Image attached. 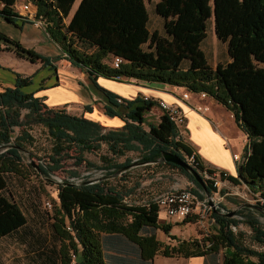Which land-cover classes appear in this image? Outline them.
Masks as SVG:
<instances>
[{"label":"trees","instance_id":"1","mask_svg":"<svg viewBox=\"0 0 264 264\" xmlns=\"http://www.w3.org/2000/svg\"><path fill=\"white\" fill-rule=\"evenodd\" d=\"M148 1L80 0L65 24L74 0H25L36 8L34 21L43 24L64 59L83 71L93 87L97 77L179 87L190 94L203 93L229 112L246 142L241 162L235 166V176L217 170L219 179L244 186L260 199L257 207L264 210V0H158L153 14L162 22L161 34L147 29ZM17 2L0 0V18L10 24H15L17 18L27 23L29 20L15 10ZM209 18L215 39L225 45L228 58L227 63L214 68L207 64L200 50ZM0 43L31 63L55 68L53 63L63 59L43 57L2 34ZM114 58L120 59L117 66L111 64ZM31 84V78L16 75L14 87L0 92V150L4 149L0 152V240L26 225L21 208L5 196V192L10 197L12 193L4 174L21 175L24 165L18 148L26 150V145H32L29 131L34 126L45 129L51 142L44 164L47 170L34 169L45 179L50 178L48 172L58 174L71 159L75 166L82 164L86 169L95 168L108 175L132 162L127 157L129 153L138 155L137 162H146L165 151L191 158L208 194L215 191L203 174L212 175L216 170L203 166L183 140H175L174 128L166 116L161 113L154 125L146 122L145 116L156 107V101L140 95L122 100L101 91L106 100L103 115L120 117L123 122L119 128L107 129L70 115L64 108L47 107L42 98L24 92ZM82 112L90 113L91 106H83ZM15 129L20 134L13 141L10 133ZM102 148L105 152L98 156L99 165L84 158L85 153H97ZM119 158L123 161L117 162ZM153 166H166L192 182L175 165ZM68 176V181L79 186H56L51 227L59 248L47 256L49 264H120L122 258L117 255L121 253L106 255L103 248L108 244L116 250L125 249L122 240L136 246L140 261H151L161 247L164 257H202L206 264H264V251L245 246L243 234L237 228L243 224L250 231V241L264 245V224L258 211L237 210L236 215L246 218L241 221L211 213L208 234L178 240L168 234L169 225L157 223L159 211L154 203L124 202L130 191L122 193L109 184L117 177L88 184L90 178L77 181L80 173L70 171ZM125 177L122 174L118 179ZM190 191L199 198L195 190ZM66 223L72 235L65 230ZM157 229L176 245L160 246L154 236ZM100 234L113 237L102 239ZM128 255H135L132 259L137 260L136 254Z\"/></svg>","mask_w":264,"mask_h":264},{"label":"crops","instance_id":"2","mask_svg":"<svg viewBox=\"0 0 264 264\" xmlns=\"http://www.w3.org/2000/svg\"><path fill=\"white\" fill-rule=\"evenodd\" d=\"M79 1L74 0L72 3L67 18L64 20L65 24L69 21ZM157 1L150 0L145 3L148 21V13L153 12V7ZM24 3L25 0H18L16 6ZM18 11L19 9L16 10L17 13ZM18 15L21 16L20 13ZM154 21L156 24H160V27L162 26L160 18L156 15H154ZM156 32L161 34L157 30ZM0 34L17 41L24 48L33 50L43 57L63 58L54 62L55 68H52L43 65L41 62L31 63L21 59L13 51L5 49L6 47L0 43V48L2 49L0 52V92L14 87L16 75L22 78H31L32 84L25 88L24 92L34 93V97L42 98L43 103L49 108H64L70 115L83 117L107 129L119 128L123 122L120 117L110 118L103 115L102 108L106 105V100L101 91L112 94L122 100H131L140 95L143 98L154 101H163L166 104L176 106L182 113L186 133L184 142L193 150V153L203 166L221 170L230 176H235V166L236 163L241 162V158L234 162L232 155L241 157L242 151L239 153L238 150L243 148L246 140L233 123L229 112L209 97L201 98L198 94H190L179 87L144 84L130 80L119 82L102 77L95 79V87H93L83 71L72 67L64 59L62 50L49 38L43 24L41 25L32 20L23 23L21 18H17L15 24H10L0 18ZM227 62L228 58L225 63ZM207 64L211 68L217 65H210L208 62ZM183 93H187L186 101L180 100V96ZM83 106H91V112L83 113ZM159 115L160 112L154 108L146 114L145 120L150 123L147 117L152 116L157 123ZM221 115L228 117L230 125L225 124L226 122L223 121ZM164 217L161 212H158L157 223L159 225H169L168 234L170 236H175L178 240H187L189 238V236L174 235L172 233L175 227L187 226L186 223L176 222ZM158 234H160L159 237ZM154 236L161 246L173 247L176 245L174 240H169L158 229L154 231ZM100 237L108 239L112 238L113 235L100 234ZM122 246L125 249L116 250L111 245L106 244L103 252L106 255L121 253L117 255L122 258L120 264H206L202 257H164L158 251L151 261H140L137 258L138 251L136 246L125 242V240L124 242L122 240ZM130 253L136 254L137 260L132 259V256L135 255H128ZM125 254H127L126 260H124Z\"/></svg>","mask_w":264,"mask_h":264},{"label":"rangeland","instance_id":"3","mask_svg":"<svg viewBox=\"0 0 264 264\" xmlns=\"http://www.w3.org/2000/svg\"><path fill=\"white\" fill-rule=\"evenodd\" d=\"M148 14V31L153 32V30H157L161 32L160 24H156L154 21L153 12H149ZM200 48L210 65L225 64L227 59L225 45L215 39L212 18L206 21L205 38ZM110 61L111 58L107 60V62ZM24 114L25 112H22V115ZM221 118L226 122L225 124L230 125L226 115H221ZM147 119L150 123H156V120L152 116L147 117ZM29 133L33 138V143L25 147L27 153L23 154L22 164L24 166L21 169V175L4 174L8 189L12 193L10 197L5 192V196L21 208L26 218V225L11 236L0 240V264H49L47 256L59 248V242L53 236L51 227L54 223L53 216L56 208L53 201L56 195V186L40 177L34 168L26 163L28 160L33 162V164L47 163L51 142L46 130L40 126L32 127ZM19 134L20 130L15 129L10 133V138L14 141ZM242 149L238 150V152L240 153ZM104 152L105 150L102 148L97 153H85L84 158L94 165H99L98 156L104 154ZM127 157L130 161H136L138 155L129 153ZM116 161L122 162L123 158H119ZM73 162V159L67 160L63 169L58 173V177H54L53 179H66L69 177L68 172L70 171H75L77 174L80 173L81 178L78 180L84 178L93 180L103 174L95 168L86 169L82 164L75 166ZM125 175L124 180L117 177L114 180H110L109 184L119 189L122 193L127 190L130 191L124 201L127 204H143L145 201H151L170 189L194 190L191 181H188L185 176L166 166H139ZM220 192L223 193L221 194ZM210 198L216 208H222L223 211L228 213L233 212L232 218L238 221L246 218L236 215L237 204L257 206V203L261 202L257 196L247 192L244 186H233L227 181L220 182L215 187V191L210 194ZM48 201L53 204L52 210H48L44 206ZM211 213L210 211L201 220L198 219L197 215H191L184 222L187 226L175 227L172 233L174 235L189 236V238H201L210 231L211 224L209 218ZM259 219L264 224V217L259 216ZM237 228L243 234L245 246L257 251H264V245H257L250 241V231L247 227L243 224H238ZM159 236L160 234H158ZM158 249V253L161 254L162 248L159 247Z\"/></svg>","mask_w":264,"mask_h":264},{"label":"built area","instance_id":"4","mask_svg":"<svg viewBox=\"0 0 264 264\" xmlns=\"http://www.w3.org/2000/svg\"><path fill=\"white\" fill-rule=\"evenodd\" d=\"M17 9H19L18 13H20L22 17L34 21L36 11L35 7L31 3L25 2L20 6H16V10ZM37 22L42 25L41 22ZM118 63H120V59L118 58H114L111 62V64H115L116 66ZM198 95L201 98L206 97L203 93H199ZM180 100L186 101L187 93H183L180 96ZM117 102H119V100H117ZM155 109H157L160 114L163 113L172 124L175 132V140L181 139L184 141L186 134L185 121L182 113L177 109V107L166 104L163 101H156ZM237 158L238 156L232 155V160L234 162H236ZM189 161L192 162L191 158H189ZM203 179L211 182L213 188L222 182L219 179L217 170L212 175L203 174ZM151 202L157 206L158 211L161 212L167 219L180 223L193 214L197 215L198 219L201 220L203 216L210 212L209 207L190 190L170 189L151 200ZM44 206L48 210H52L53 208V204L50 201L46 202ZM65 230L72 235L71 229L67 223L65 225Z\"/></svg>","mask_w":264,"mask_h":264},{"label":"water","instance_id":"5","mask_svg":"<svg viewBox=\"0 0 264 264\" xmlns=\"http://www.w3.org/2000/svg\"><path fill=\"white\" fill-rule=\"evenodd\" d=\"M8 145L12 146L13 148H18L13 143H9ZM18 149L21 152L20 157H21V162L23 163V154L27 153V151L21 148H18ZM26 163L32 166L35 170H37L40 167L44 170H47L43 163L33 164V162H31L30 160H28ZM157 163H169V164L179 167L183 172H185L191 178L192 185L194 186L195 192L197 193L199 198L209 207L212 213H215L221 216H227V217H230L233 215V212L228 213V212L223 211L222 208H216L214 206V203L212 202L210 198V194H208V192L206 191L198 172L194 169L189 159L186 156L179 154V153H170V152L163 151V152H160L158 157H156L155 159H152L146 162L132 161L129 165L122 167L120 169H117L111 174H108V175L101 174L99 178L90 180L88 184H94L100 181L120 177L122 174H127L128 172H130L131 170L139 166H149V165H154ZM101 172L103 173V171ZM48 173L50 174L49 179H45L43 176H40V177H42L47 182L54 184L55 186H79V184H75V183L68 181L67 178L54 180L53 178L58 177V174L53 173V172H48ZM236 208L237 210L241 208H250L255 211H258L264 217V210L258 208L257 206L248 205V204H237Z\"/></svg>","mask_w":264,"mask_h":264},{"label":"bare ground","instance_id":"6","mask_svg":"<svg viewBox=\"0 0 264 264\" xmlns=\"http://www.w3.org/2000/svg\"><path fill=\"white\" fill-rule=\"evenodd\" d=\"M3 150H4V149L0 150V152H2ZM239 158H240V157H238L236 161H238ZM73 181H74V180H73ZM77 181L80 182L81 180H77Z\"/></svg>","mask_w":264,"mask_h":264}]
</instances>
